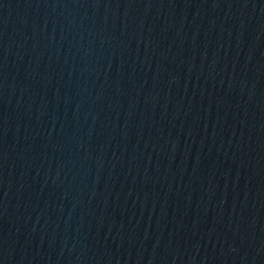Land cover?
<instances>
[{
    "label": "water",
    "instance_id": "water-1",
    "mask_svg": "<svg viewBox=\"0 0 264 264\" xmlns=\"http://www.w3.org/2000/svg\"><path fill=\"white\" fill-rule=\"evenodd\" d=\"M0 264H264V0H0Z\"/></svg>",
    "mask_w": 264,
    "mask_h": 264
}]
</instances>
